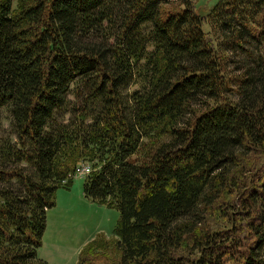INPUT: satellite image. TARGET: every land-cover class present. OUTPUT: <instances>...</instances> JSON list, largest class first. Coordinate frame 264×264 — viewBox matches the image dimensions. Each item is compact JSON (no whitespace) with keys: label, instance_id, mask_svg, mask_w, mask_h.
Wrapping results in <instances>:
<instances>
[{"label":"trees","instance_id":"1","mask_svg":"<svg viewBox=\"0 0 264 264\" xmlns=\"http://www.w3.org/2000/svg\"><path fill=\"white\" fill-rule=\"evenodd\" d=\"M208 15L191 0H0V123L8 110L16 138L0 142V264H47L46 212L81 161L84 197L119 219L76 264H264V58L227 70L229 47L264 37V0Z\"/></svg>","mask_w":264,"mask_h":264},{"label":"rangeland","instance_id":"2","mask_svg":"<svg viewBox=\"0 0 264 264\" xmlns=\"http://www.w3.org/2000/svg\"><path fill=\"white\" fill-rule=\"evenodd\" d=\"M191 2L196 13L205 18L211 13L216 0H191ZM170 6H177V4L172 3L167 7ZM207 20H210L209 15ZM211 23H214L212 17ZM204 29H210L212 33L214 31L209 23L204 24ZM245 40L244 50L233 45L227 51L229 56L227 70L230 76L243 75L245 68H255L260 58H264V37L258 39L247 37ZM232 88H234V85H232ZM228 94L233 98L235 97L233 91H229ZM74 113L69 110L63 117L65 122L74 120ZM2 117L0 142L7 139L14 142L16 138L13 134L8 110L2 111ZM146 144H150V141L147 140ZM147 152H149V148ZM259 158L252 155L248 160L256 163ZM263 161L264 157H262ZM81 162L92 168L89 162ZM17 165L25 166L26 171L29 170L28 167L26 168L25 163ZM249 176H252V174ZM84 180L85 176L74 175L69 188H58L55 191V205L46 212V227L42 237V245L38 249V257L44 259L47 264H76L77 253L87 242L98 236L106 240L117 238L115 230L119 219V211L116 208L97 204L85 198L83 194ZM224 198H230V196L226 195ZM221 216L218 212L212 213L208 219L211 226L221 227L226 225L227 220ZM109 253H112V258L115 260L116 253L113 248Z\"/></svg>","mask_w":264,"mask_h":264},{"label":"built area","instance_id":"3","mask_svg":"<svg viewBox=\"0 0 264 264\" xmlns=\"http://www.w3.org/2000/svg\"><path fill=\"white\" fill-rule=\"evenodd\" d=\"M92 168L86 163H79L74 169V175L85 176L91 172Z\"/></svg>","mask_w":264,"mask_h":264},{"label":"crops","instance_id":"4","mask_svg":"<svg viewBox=\"0 0 264 264\" xmlns=\"http://www.w3.org/2000/svg\"><path fill=\"white\" fill-rule=\"evenodd\" d=\"M82 248V247H81ZM78 254V253H77Z\"/></svg>","mask_w":264,"mask_h":264}]
</instances>
